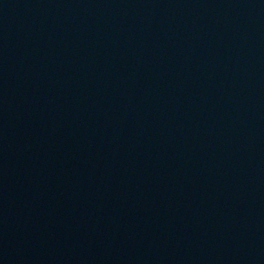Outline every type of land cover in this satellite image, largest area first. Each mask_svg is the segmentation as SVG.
Here are the masks:
<instances>
[{
    "label": "water",
    "instance_id": "1",
    "mask_svg": "<svg viewBox=\"0 0 264 264\" xmlns=\"http://www.w3.org/2000/svg\"><path fill=\"white\" fill-rule=\"evenodd\" d=\"M0 264H264V0H0Z\"/></svg>",
    "mask_w": 264,
    "mask_h": 264
}]
</instances>
